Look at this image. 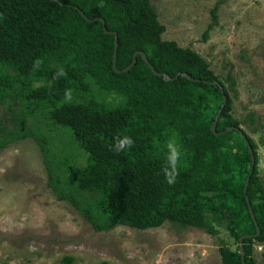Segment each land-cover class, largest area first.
Masks as SVG:
<instances>
[{"label": "trees", "instance_id": "obj_1", "mask_svg": "<svg viewBox=\"0 0 264 264\" xmlns=\"http://www.w3.org/2000/svg\"><path fill=\"white\" fill-rule=\"evenodd\" d=\"M218 9L219 1L202 41L218 24ZM165 29L151 0H0V105L17 100L23 111L15 125L0 127V149L32 137L48 186L95 231L171 222L211 235L223 232L236 246L220 240L222 264H257L253 247L264 242V179L257 144L243 125L258 133L264 123L254 111L244 118L233 114L231 71L219 76L197 51L163 38ZM113 32L117 70L140 51L158 73L188 77L165 81L140 53L131 68L117 72ZM37 59L40 67L33 69ZM61 68L66 76L53 79ZM221 88L227 101L213 130ZM28 117L45 121L47 129L28 125ZM240 131L255 159L246 194L251 157ZM125 135L134 145L114 153L115 138ZM172 139L182 155L179 175L169 185L162 167ZM72 261L70 255L61 258L62 264Z\"/></svg>", "mask_w": 264, "mask_h": 264}, {"label": "rangeland", "instance_id": "obj_2", "mask_svg": "<svg viewBox=\"0 0 264 264\" xmlns=\"http://www.w3.org/2000/svg\"><path fill=\"white\" fill-rule=\"evenodd\" d=\"M219 1L218 24L202 41L210 9ZM163 38L201 54L219 76L231 71L236 79L233 114L244 118L254 111L264 123V0H151ZM23 114L19 101L0 105V127L15 125ZM28 125L47 129L45 121L26 118ZM259 175L264 179V127L253 133ZM80 159L83 158L79 152ZM224 235L166 222L136 229L117 225L95 231L66 200L48 186L42 154L32 137L0 149V263L62 264H222L218 251ZM253 256L264 264V242H255Z\"/></svg>", "mask_w": 264, "mask_h": 264}, {"label": "clouds", "instance_id": "obj_3", "mask_svg": "<svg viewBox=\"0 0 264 264\" xmlns=\"http://www.w3.org/2000/svg\"><path fill=\"white\" fill-rule=\"evenodd\" d=\"M41 61L37 59L33 62V69H38L40 67ZM66 76V73L61 68L58 70L53 79H59L60 77ZM65 97L66 100H71V91L66 90L65 91ZM135 141L130 136H122V137H116L114 144L111 146V150L114 153H120L126 150L131 149V147L134 145ZM167 156H166V166L162 167V171L164 173V177L166 182L169 185H172L175 183L177 176L179 175V167L181 164V155L182 150L179 147V145L176 143L174 139L169 140L167 142Z\"/></svg>", "mask_w": 264, "mask_h": 264}, {"label": "water", "instance_id": "obj_4", "mask_svg": "<svg viewBox=\"0 0 264 264\" xmlns=\"http://www.w3.org/2000/svg\"><path fill=\"white\" fill-rule=\"evenodd\" d=\"M80 12H81V14H84L82 11H80ZM84 16H85V15H84ZM85 18H86L88 21H92V19H89V18H87L86 16H85ZM94 19H96V20H100V21L102 22V24H103V29H104L106 32H111V31H108V30L105 28V21H104L103 18L96 17V18H94ZM113 33H114L115 37H114V52H113L112 67H113V69L116 70L117 72H123V71H126V70H128L129 68H131V67L134 65L135 61H136V55H137V53H140V54L142 55L143 60L148 64V66L151 68V70L153 71V73L156 74V75H160V76H162L163 79H164L165 81H169V80L175 79V78H177L179 75H183V76L188 77V74H186V73H181V72L177 73L174 77H170V76H169L168 74H166V73H165V74L158 73V72L152 67V65L149 63V61H148V59L146 58L145 54H143V53L140 52V51L135 52V53L133 54L132 62H131L127 67H125L124 69H121V70H117V69H116V64H115V56H116V49H117L118 42H117V37H116L115 32H113ZM221 91H222V96H223V102H222V104H221V107L219 108V110L217 111V113H216V115H215L214 123H213V127H212L213 130H214V128H215V124H216V122H217V120H218V117H219V115H220L221 109H222V107L224 106V104H225L226 101H227V97H226V95H225V93H224V91H223L222 88H221ZM240 133H241V135H242V137H243V139H244V141H245V143H246V145H247V147H248V150H249V153H250V157H251L250 169H249L248 175H247L246 180H245V183H244V193L246 194L247 185H248V182H249V179H250V176H251V173H252L253 167H254L255 159H254V153H253V150H252L250 144L248 143L246 137L244 136V134H243L241 131H240ZM246 202H247V205H248V208H249V211H250L251 217H252V219H253V221H254V223H255V226H256V229H257V232L255 233V235H257V234L259 233V230H258V227H257V223H256V220H255V217H254V215H253V212H252L251 206H250V202H249V200H248L247 197H246ZM245 236H247V235H242V236L239 238V252H240V254H241L242 263H243V245H242V240H243V238H244ZM243 264H244V263H243Z\"/></svg>", "mask_w": 264, "mask_h": 264}]
</instances>
